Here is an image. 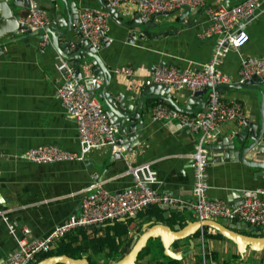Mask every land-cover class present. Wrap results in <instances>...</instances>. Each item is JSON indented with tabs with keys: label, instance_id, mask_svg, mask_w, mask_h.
I'll return each mask as SVG.
<instances>
[{
	"label": "crops",
	"instance_id": "crops-1",
	"mask_svg": "<svg viewBox=\"0 0 264 264\" xmlns=\"http://www.w3.org/2000/svg\"><path fill=\"white\" fill-rule=\"evenodd\" d=\"M20 1L21 4L7 0L17 18L25 14L29 4V0ZM36 1L47 11L51 21L56 14L54 5L60 4V1ZM71 1L76 4L79 13L84 8L102 9L99 0ZM240 1L206 0V5H231ZM115 9L118 15L116 18L109 15L106 32L111 40L104 42L99 50L105 64L111 69L110 83L104 89L113 98H118L120 93L137 96L143 85L141 83L156 65L197 70L209 60L215 36L200 35L209 23L204 6L186 15V22H180L181 10L154 14L157 27L148 31H164L166 34L157 38H136L133 43L129 42L128 30L120 22L134 23L139 15L136 1L129 0ZM60 10L64 13L62 6ZM3 22L0 15V27ZM245 31L247 37L239 48L228 51L219 63V68L230 78V84L223 85L220 94L223 100L238 101L244 110V119L258 124L262 104L260 91L254 87L239 88L234 85L240 84L242 57L264 58V2L254 11ZM17 34L0 36V263L17 248L16 238L9 232L8 223L15 226V236H22V227H27L31 236L46 235L55 225L78 212L82 193L92 181H103L110 191L129 186L132 183L131 175L126 171L129 165L149 163L157 177L155 188L180 196L185 203L151 204L134 215L73 230L56 241L48 252H52L51 255L82 258L87 264H111L126 255L140 235L151 226L161 225L171 231L191 227L198 219L189 205L193 183L190 154L196 148L198 135L187 127L179 126L177 121H153L151 108L159 102L158 99L144 101L140 109L144 124L140 130L141 136L129 151L121 144L120 151H117L122 154L121 158L114 157L107 145L91 148L83 160L34 163L20 158L25 150L46 144L78 152L79 142L76 123L68 115L56 92L63 81L57 69L60 53L52 42L40 47L37 36ZM124 65L138 73L139 84L134 88L129 87L125 76L113 72V68ZM91 70L86 68L85 75H90ZM95 82L100 84L101 78ZM254 84L264 92L263 80L259 79ZM100 90L101 87L95 90L96 97ZM171 94L182 107L192 96L185 88H171ZM98 99L105 109L102 99ZM206 101L207 91L197 102L190 104V109L186 108L187 113L201 111ZM242 129V123L235 121L221 125L207 166L208 196L228 204L240 203L242 195L239 191L243 189H264V175L258 173L260 168L233 158H223L225 149L218 148L222 139L235 138V132ZM217 220L227 226L237 222ZM252 226L242 225L238 232L246 234ZM201 230L204 248L201 245ZM216 233L210 227L203 226L163 245L165 234L160 230L144 241L134 264H167L168 259L180 264H202L203 250L208 253L206 264H264V249H247L240 254L231 240L223 235L215 236ZM40 255L31 264L39 261Z\"/></svg>",
	"mask_w": 264,
	"mask_h": 264
},
{
	"label": "built area",
	"instance_id": "built-area-1",
	"mask_svg": "<svg viewBox=\"0 0 264 264\" xmlns=\"http://www.w3.org/2000/svg\"><path fill=\"white\" fill-rule=\"evenodd\" d=\"M107 1L109 6L116 8L129 0ZM135 1L142 22H146L156 13L174 11L181 5H187L192 9L204 6L209 23L200 35L215 36L209 60L201 64L197 70L156 65L141 84L161 83L176 90L188 89L192 94L202 89L207 91L205 107L195 114L180 111L163 101L155 103L150 113L153 121H177L179 126L187 127L198 135L196 148L190 154L193 183L189 205L196 218L200 221L223 219L264 226L263 188L243 189L242 201L229 205L225 201L208 196L210 185L207 172L211 159L210 145L218 140L217 134L221 125L231 121L242 123L245 118L242 105L238 101H226L221 97L220 88L230 83V78L219 68V63L228 51L237 50L247 37L245 26L264 0H242L237 4L216 6L206 5V0ZM108 17V11L103 8L99 10L84 8L79 13L77 25L81 35L97 50L101 49L104 42L111 40L106 35ZM49 23L47 11L36 0H29L25 14L18 18L16 32L23 34L42 29L38 44L43 47L50 42L49 33L45 29ZM1 51L2 48L0 53ZM57 69L63 78L57 87V96L76 123L79 151L71 152L56 145L46 144L25 150L20 158L34 163H54L83 160L84 155L93 147L107 145L112 153L120 151L119 130L110 123L100 100L89 93L82 78L77 77L72 65L62 56L58 57ZM113 72L125 76L130 88L139 84L138 73L130 66L115 67ZM239 74L240 84H252L254 76L264 79V58L242 57ZM126 171L131 175L132 183L120 190H108L103 181L89 183L82 193L78 212L55 225L46 235L31 236L30 230L22 227V236H15V226L8 223L9 232L16 238L17 248L0 264H31L37 255L47 253L56 241L73 230L134 215L151 204L185 203L182 197L155 188L157 177L149 163L129 165ZM202 237L201 230V245L204 248ZM206 254L208 253L203 250L202 264H206Z\"/></svg>",
	"mask_w": 264,
	"mask_h": 264
},
{
	"label": "water",
	"instance_id": "water-1",
	"mask_svg": "<svg viewBox=\"0 0 264 264\" xmlns=\"http://www.w3.org/2000/svg\"><path fill=\"white\" fill-rule=\"evenodd\" d=\"M14 1L19 4L22 2L20 0ZM59 1L60 4L54 5V9L56 10L55 17L45 29L50 35V40L53 46L63 58L70 62L74 68L75 74L77 77L82 78V82L89 93L95 95V90L101 87L100 92L97 93V97L102 99L106 106L104 111L110 123L119 130L118 143L123 144L126 150H131L132 146L138 143V138L141 136L140 130L143 129L144 124L140 109L145 100L150 102L153 99H158L180 111L187 112L186 108L190 109V104L197 102L206 91V89H202L194 92L192 96L188 97L185 107L178 104L172 97L171 87L161 83L143 84L139 88L137 96L133 93H130L127 96L120 93L118 98H113L112 95L104 89L105 86L110 83L111 69L105 64L99 54V50L95 49L87 38L82 37L77 25L79 9L71 0ZM99 2L102 8L108 11L111 17H117L118 14L116 9L109 6L107 0H99ZM60 6L63 7L64 13L61 10L58 11ZM175 10H181L179 15L180 22H186L184 17L194 9L187 5H181ZM196 10H198V8ZM160 13L164 14L167 12ZM0 15L1 18L4 19V22L0 27V36H4L8 33L19 35L16 32L18 28V18L12 13V9L9 7L7 0H0ZM154 17L155 15L151 16L146 22H142L140 15H137L136 20L132 24L119 22L127 28L128 40L133 43L136 38H157L166 34L164 31L156 33H150L148 31L150 28L157 27ZM26 33H30V35H35L38 39H41L43 30L38 29ZM86 68H92L90 75H85ZM99 78H101L102 81L100 84L95 82V80ZM259 79L261 78L254 76L252 84H235L234 86L239 88L254 87L260 91L262 95L260 122L258 124H251L244 119L242 121L243 129L235 132V138L222 139V144L218 148L223 147L225 149L223 158H233L238 161H243L246 165L258 167L260 168L258 173L264 175V92H261V88L254 84L257 83ZM261 80L264 81V79ZM137 97L139 99H137ZM214 144L210 145V148ZM113 156L121 158L122 154L120 152H115L113 153ZM239 192L242 195V191ZM229 205L233 204L231 203ZM242 225H246V223L237 221L236 223H230V225L227 226L216 219H208L203 221L196 220L191 227L188 226L181 230L177 229V231H171L169 229L168 231L165 226L161 225H157V227L156 225L151 226L140 235L126 255L111 264H134L138 251L144 241L149 237H154V235L160 230H163L165 234L163 245L174 239L182 238L193 232L195 229L207 226L231 240L236 245V249L240 254H243L247 249L253 251L264 249V235H261L264 234V226L254 225L249 229L248 233L242 234L238 232V229H241ZM193 245L194 243L191 242V246ZM57 263L87 264L82 258H72L64 254L46 256L33 264Z\"/></svg>",
	"mask_w": 264,
	"mask_h": 264
},
{
	"label": "trees",
	"instance_id": "trees-1",
	"mask_svg": "<svg viewBox=\"0 0 264 264\" xmlns=\"http://www.w3.org/2000/svg\"><path fill=\"white\" fill-rule=\"evenodd\" d=\"M221 234L219 233H216L215 236H220ZM52 252H47V253H43L42 255L39 256L38 260L43 258V257H46V256H49L51 255ZM167 264H180L179 261H176V260H171V259H168V263Z\"/></svg>",
	"mask_w": 264,
	"mask_h": 264
},
{
	"label": "clouds",
	"instance_id": "clouds-1",
	"mask_svg": "<svg viewBox=\"0 0 264 264\" xmlns=\"http://www.w3.org/2000/svg\"><path fill=\"white\" fill-rule=\"evenodd\" d=\"M51 22V21H50ZM50 36V35H49ZM50 42H51V40H50Z\"/></svg>",
	"mask_w": 264,
	"mask_h": 264
},
{
	"label": "rangeland",
	"instance_id": "rangeland-1",
	"mask_svg": "<svg viewBox=\"0 0 264 264\" xmlns=\"http://www.w3.org/2000/svg\"><path fill=\"white\" fill-rule=\"evenodd\" d=\"M238 263H241V262H238Z\"/></svg>",
	"mask_w": 264,
	"mask_h": 264
}]
</instances>
